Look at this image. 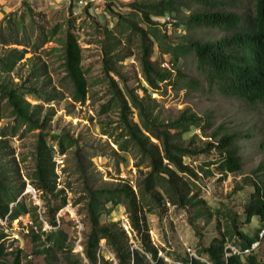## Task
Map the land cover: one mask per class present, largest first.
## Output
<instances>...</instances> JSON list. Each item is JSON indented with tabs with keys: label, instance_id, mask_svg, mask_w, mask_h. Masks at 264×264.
Returning <instances> with one entry per match:
<instances>
[{
	"label": "trees",
	"instance_id": "trees-1",
	"mask_svg": "<svg viewBox=\"0 0 264 264\" xmlns=\"http://www.w3.org/2000/svg\"><path fill=\"white\" fill-rule=\"evenodd\" d=\"M245 0H162L154 4H131L133 11L122 14L108 3L107 10L117 18L113 31L108 28L105 34L113 41L103 42V60L106 76L109 78L110 99L102 105V113L117 112V121L101 124V134L107 136L118 147L117 153L130 155L135 160L137 178L135 183L125 180L119 182L105 181L97 185L96 176L89 173L86 165L85 145L80 140L66 133L47 131L51 114L45 113L44 104L59 101L65 94L74 102L85 104L89 95V82L83 66V48L74 33L75 19L65 23L51 25L42 23L29 5L20 12L10 13L0 23V45L6 50L0 58V76L14 72L18 64L31 53L28 62L34 63L42 51L58 60L59 70L64 76L56 83L50 73L49 64H34L30 77L36 81L44 78L42 86H26L12 83L0 85L1 101L6 100L14 122L0 129V220L14 221L24 215H31L34 221H44L52 227L42 235L33 233L35 254L43 255L46 264H58L61 259L67 264L83 262L82 257L74 255L72 248L67 250V236L57 221L58 213L69 204L67 188H72L73 181L59 184L60 176L56 171L54 155L68 158L71 166L65 173L77 176L81 185L80 196L71 201L79 206V216L83 217L85 233L83 254L87 264H114L103 255L102 245L115 255L116 264H167L159 257L158 248L150 239L148 216L163 217L169 206L192 213L195 220L213 217L207 202L199 198L202 177L212 175L209 166L215 165L223 180L229 174L241 172L245 166L244 154L255 155L254 142L249 145L239 143L247 140L244 133L236 135H207L210 127L207 119L190 110L182 111L175 118H162L155 112L158 103L151 94L140 96L136 89L128 85V79L115 68L116 64L132 55L118 51L125 33H137L140 37L139 62L143 77L150 88L160 91L159 82L174 85V73L180 74L178 63L181 59L193 55L202 68L207 86L210 90L225 97L238 98L249 105L264 108V0H253L251 5ZM197 5L198 10L191 11L182 22L188 30L210 28L219 29L225 36L216 40L203 42L184 38L173 41L171 35L162 32L163 24L153 21L152 16L163 17L167 14L175 21L182 8L191 9ZM215 10V11H214ZM243 13H240V12ZM176 14V15H172ZM144 21L148 29L144 30L135 21ZM176 27L180 24L176 23ZM117 29L116 33L114 31ZM126 38V37H125ZM131 47L132 35L126 38ZM54 47L46 49L49 44ZM155 43L161 55L171 56L172 69L163 68L154 63ZM18 47H23L18 49ZM121 52V53H119ZM197 85L195 84V87ZM147 92V89H144ZM29 97H36L38 103H32ZM3 114L0 113V121ZM24 129V131H22ZM192 130L201 131L186 138ZM262 129L249 127L247 136L256 141L258 148L264 150ZM22 134L35 133L37 139L32 155L33 170L25 177L34 190L40 193L44 203V213H38V207H27L19 196L25 191L27 183L21 181L19 163L16 159L4 161L2 143L4 138L17 137ZM202 135L214 138L213 142H204V148L196 147L202 142ZM218 137V139H217ZM245 142V141H244ZM215 151V152H214ZM201 156L212 159L206 167H194L186 160H198ZM70 160V161H68ZM118 162L124 161L117 154ZM66 165V166H67ZM256 181L251 179L253 191L244 196L243 212L224 205L216 214L223 215L227 224L222 237H215L210 245L199 251L196 257L179 259L182 264H261L260 247L263 244L260 234L264 230V164L262 162L254 171ZM21 181V182H20ZM236 189L231 198L239 194ZM77 194V193H76ZM122 206L128 216L130 227L139 240V249L129 243L127 231L119 222L104 221L112 212ZM259 219L261 226L257 233H247L243 227ZM40 228L43 223L40 222ZM4 235H0V264L7 258ZM231 243L238 252L228 245ZM258 243L255 249L253 245ZM250 250L249 253H244ZM77 256V259L74 257ZM150 257V258H149ZM10 264H22V254L15 256ZM26 264H36L28 261ZM78 264V263H74Z\"/></svg>",
	"mask_w": 264,
	"mask_h": 264
},
{
	"label": "rangeland",
	"instance_id": "rangeland-1",
	"mask_svg": "<svg viewBox=\"0 0 264 264\" xmlns=\"http://www.w3.org/2000/svg\"><path fill=\"white\" fill-rule=\"evenodd\" d=\"M87 5L81 6L70 0H0V23L10 13L20 12L25 6L29 5L38 15L36 18L42 23L48 21L51 25H58L65 23L70 18L75 19L74 33H76L78 41L83 48V66L87 73L89 82V95L85 104L74 103L68 94H65L61 100L45 105V113H50L51 120L47 127V131L51 133H66L71 137L81 141L85 145L86 165L89 173L96 176L97 180L93 181L97 185H104L105 181L119 182L125 180L135 183L137 178V168L135 167V160L128 154L117 153L118 147L107 136L101 134V124L109 121H117V112L111 111L108 114L102 113V105L107 103L109 96V78L106 76V68L103 60L102 43L113 41L105 34L108 28L110 31L116 27L117 18L113 17L107 10L108 3L113 4V9L119 13L127 14L133 11L131 4H154L162 0H102L104 4L99 7V11H91L89 6L91 0H84ZM100 1V0H96ZM253 0H245L244 4L251 5ZM197 5H191V9L187 7L182 8L180 16H175L176 21L172 25V31H167L165 24L161 26L163 33L166 31L171 35L173 41H181L184 38L192 40H201L203 42L216 41L225 33L219 29L210 28L206 30L192 29L188 30L187 26L182 20L188 16L191 11L198 10ZM215 11V10H214ZM240 13H243L242 11ZM169 15V14H167ZM152 16V20L161 23L167 16ZM176 15V14H172ZM136 18V22L144 30L148 29L146 22ZM173 20V19H172ZM176 23L180 26L176 27ZM181 26L185 28V34L181 33L179 29ZM117 29L114 31L116 33ZM183 31V30H182ZM132 35L131 47L126 50V45H129L126 38ZM126 37V38H125ZM122 37L123 42L118 51L132 53L131 56L116 64L115 68L122 75L128 79V85L136 89L140 96L150 95L155 99L158 106L155 107V112L161 115L162 118H175L182 111L190 110L199 116L204 117L210 123L207 129V135L219 134V138L225 134H242L244 133L247 140H239V143L249 145L254 142L255 155L249 156L246 153L245 166L241 172L229 174L223 180L221 173L216 169L215 165L209 166V171L212 175L202 177L201 190L199 198L204 199L211 209L213 217L207 219L195 220L192 218V213L183 209H178L174 206L168 205L166 215L159 217L155 214L148 216V227L150 239L152 243L158 248L159 257L163 258L167 264H182L179 259H189L196 257L199 251L210 245L215 237L221 238L225 229L227 221L223 215L216 214L218 209L227 205L238 213L243 212V199L253 191V184L251 179L257 180L254 171L258 168L260 163L264 164V150L258 148L256 141H253L247 136L246 132L249 127L255 126L257 129H262L264 137V108L252 106L241 99L225 97L217 92L210 90L207 86L206 79L202 68L193 55H189L180 60L178 67L181 73L177 74V70L172 69L171 56L161 55L158 44L155 43L153 62L161 64L168 63L170 70L174 73L175 86L159 82L160 91H154L146 83L142 69L139 62L140 52L139 43L140 37L137 33L130 31L125 33ZM51 43L46 46V49L54 47ZM23 47H18L22 49ZM6 53V50L0 45V58ZM121 53V52H119ZM31 53L25 56L14 72L11 74L0 76V85L12 83L23 84L26 86L36 85L42 86L44 78H39L38 81L30 77V70L34 64H42L44 62L49 64L50 73L53 82L56 85L58 80L64 76L63 72L59 70V64L56 57L49 56L45 51L37 58L34 63H29L28 59L32 57ZM195 84L197 85L195 87ZM1 89V88H0ZM144 89L148 91L145 92ZM0 95V113L3 118L0 121V129L11 125L14 118L11 116L10 109L6 104V100L1 101ZM32 103H38L36 97H29ZM23 128L22 131H24ZM35 133L20 134L17 137L4 138L2 149L4 161H11L16 159L19 163L20 172L22 173L21 181L27 183L25 191L19 196V200H24L27 207H38V213H44V203L40 198V193L36 192L30 185L29 180L25 177L33 170L32 155L35 148V141L37 139ZM202 134L201 131L192 130L186 138L193 134ZM218 139V137H217ZM202 142L198 141L196 147L204 148V142H213L214 138H206L202 135ZM245 141V142H244ZM215 152V151H214ZM117 154L124 159V161L117 160ZM68 158L54 155L56 161V171L60 176L59 184L62 187L63 182L69 180L73 181L72 188H67L69 195V204L62 209L57 215L59 223L58 228H62L67 236V250L71 247L74 255L82 257L83 262H74L78 264H87V260L83 254V241L85 233V224L83 217L79 216V206H75L71 201L73 198L80 196L81 185L76 175L65 173L66 169L70 172V166L67 165ZM212 158L210 156H201L198 160H186L188 164L194 167H206V163ZM70 161V160H68ZM67 165V166H66ZM20 181V182H21ZM241 189V192L235 197L231 198L236 189ZM77 193V194H76ZM104 221L119 222L121 226L127 231L129 243L135 249H139V240L135 237L130 227L128 216L122 206H118L109 217H104ZM40 222L43 223V228H40ZM261 223L259 219H254L250 225H245L247 233H257ZM52 229L43 219L34 221L31 215H24L17 220L1 221L0 220V235H4L3 242L5 243L7 258L3 264H10L15 256L22 254V264L28 261L36 264H46L43 255L35 254V235H42V244L46 237L43 235L44 231ZM33 233L35 234L33 236ZM263 244L260 247L259 260L264 264V235L262 236ZM233 251H238L231 243L228 245ZM103 255L109 258L116 264L115 255L107 251L105 244L102 245ZM150 258V257H149ZM74 259L78 260L75 256ZM61 259L58 264H67ZM66 261V260H64ZM73 263V264H74ZM71 264V263H70Z\"/></svg>",
	"mask_w": 264,
	"mask_h": 264
},
{
	"label": "built area",
	"instance_id": "built-area-1",
	"mask_svg": "<svg viewBox=\"0 0 264 264\" xmlns=\"http://www.w3.org/2000/svg\"><path fill=\"white\" fill-rule=\"evenodd\" d=\"M21 1H24V0H21ZM70 1H71V2H74V3H76V4H79V5H81V6H84V5H87V4H88V3L85 2L84 0H70ZM102 4H104L102 0H100V1L91 0V4L88 5V6H89V9H90L91 11L98 12V11H99V7H100ZM172 19H173V18H171L170 15H167V16L164 18V20L161 22V24H163V25L165 24L166 29H168L167 31H172V30H174V29H172V25H173V23L175 22V20H174V19L172 20ZM182 30H183V31H182ZM179 31H180L181 33L185 34V28H183L182 26H181V29H179ZM163 68L170 69V66H169L168 63L165 62V63H163ZM263 235H264V230L262 231V233L260 234V236L262 237ZM257 246H258V243L254 244L253 247H252V249H255ZM235 252L240 253L239 251H235ZM249 252H250V250H246L244 253H249Z\"/></svg>",
	"mask_w": 264,
	"mask_h": 264
}]
</instances>
